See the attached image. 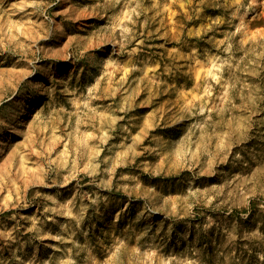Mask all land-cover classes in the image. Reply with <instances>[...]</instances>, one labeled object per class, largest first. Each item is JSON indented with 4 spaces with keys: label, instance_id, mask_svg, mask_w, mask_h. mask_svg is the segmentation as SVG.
Returning a JSON list of instances; mask_svg holds the SVG:
<instances>
[{
    "label": "rangeland",
    "instance_id": "rangeland-1",
    "mask_svg": "<svg viewBox=\"0 0 264 264\" xmlns=\"http://www.w3.org/2000/svg\"><path fill=\"white\" fill-rule=\"evenodd\" d=\"M0 264H264V0H0Z\"/></svg>",
    "mask_w": 264,
    "mask_h": 264
},
{
    "label": "bare ground",
    "instance_id": "bare-ground-1",
    "mask_svg": "<svg viewBox=\"0 0 264 264\" xmlns=\"http://www.w3.org/2000/svg\"><path fill=\"white\" fill-rule=\"evenodd\" d=\"M104 7V6H103Z\"/></svg>",
    "mask_w": 264,
    "mask_h": 264
}]
</instances>
